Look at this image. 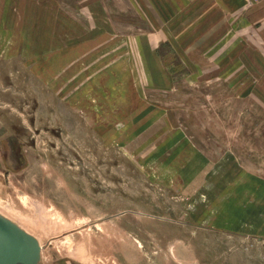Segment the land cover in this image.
Returning a JSON list of instances; mask_svg holds the SVG:
<instances>
[{
    "label": "rangeland",
    "instance_id": "obj_1",
    "mask_svg": "<svg viewBox=\"0 0 264 264\" xmlns=\"http://www.w3.org/2000/svg\"><path fill=\"white\" fill-rule=\"evenodd\" d=\"M241 7L0 0V223L37 242L26 264H264Z\"/></svg>",
    "mask_w": 264,
    "mask_h": 264
},
{
    "label": "water",
    "instance_id": "obj_2",
    "mask_svg": "<svg viewBox=\"0 0 264 264\" xmlns=\"http://www.w3.org/2000/svg\"><path fill=\"white\" fill-rule=\"evenodd\" d=\"M3 224L0 223V264H26L37 254V245L11 226Z\"/></svg>",
    "mask_w": 264,
    "mask_h": 264
},
{
    "label": "crops",
    "instance_id": "obj_3",
    "mask_svg": "<svg viewBox=\"0 0 264 264\" xmlns=\"http://www.w3.org/2000/svg\"><path fill=\"white\" fill-rule=\"evenodd\" d=\"M235 1L240 4V7L243 5L242 0ZM237 17L246 23L245 30H247V38L252 41H258L260 32L263 31L264 33V0L253 3L249 7H241L235 18ZM258 26H261V28H257Z\"/></svg>",
    "mask_w": 264,
    "mask_h": 264
},
{
    "label": "built area",
    "instance_id": "obj_4",
    "mask_svg": "<svg viewBox=\"0 0 264 264\" xmlns=\"http://www.w3.org/2000/svg\"><path fill=\"white\" fill-rule=\"evenodd\" d=\"M259 1H261V0H250V2H253V3L259 2Z\"/></svg>",
    "mask_w": 264,
    "mask_h": 264
},
{
    "label": "bare ground",
    "instance_id": "obj_5",
    "mask_svg": "<svg viewBox=\"0 0 264 264\" xmlns=\"http://www.w3.org/2000/svg\"><path fill=\"white\" fill-rule=\"evenodd\" d=\"M1 224H3V223H1ZM3 225H5V224H3ZM31 241H32V240H31ZM34 243H35V242H34ZM36 243H37V242H36ZM36 243H35V244H36ZM36 245H37V244H36ZM37 248L39 249L38 245H37Z\"/></svg>",
    "mask_w": 264,
    "mask_h": 264
}]
</instances>
